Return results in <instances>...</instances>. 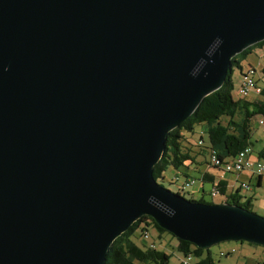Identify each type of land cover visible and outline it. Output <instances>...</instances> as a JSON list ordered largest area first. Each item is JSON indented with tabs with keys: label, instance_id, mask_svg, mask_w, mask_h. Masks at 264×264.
Here are the masks:
<instances>
[{
	"label": "water",
	"instance_id": "obj_1",
	"mask_svg": "<svg viewBox=\"0 0 264 264\" xmlns=\"http://www.w3.org/2000/svg\"><path fill=\"white\" fill-rule=\"evenodd\" d=\"M262 41L264 0H0V264H104L142 216L198 248L264 247V217L154 172Z\"/></svg>",
	"mask_w": 264,
	"mask_h": 264
},
{
	"label": "trees",
	"instance_id": "obj_2",
	"mask_svg": "<svg viewBox=\"0 0 264 264\" xmlns=\"http://www.w3.org/2000/svg\"><path fill=\"white\" fill-rule=\"evenodd\" d=\"M263 47L264 41L246 48L240 54L233 57L226 80L222 86L204 97L194 112L177 128L167 134L165 147L154 170L156 179L164 180L168 169H172L174 176H177L179 170L188 172L194 166H200L201 163L197 162L198 156L204 158L206 167L220 171L218 165L228 159L234 158L245 147H253L255 141L252 140L254 128L252 120L257 115L264 116V100L249 102L245 98L235 97L231 72L232 68L235 67L242 74L241 60L252 54L255 49ZM261 71L264 72V65ZM260 89V95L264 97V87ZM197 125L205 128L203 134H206L208 144L202 147H197L194 144L193 147H196L197 150L193 151L189 146L186 147L185 144L189 143L188 141L191 137H196L199 134L194 129ZM212 152L215 153L217 161L220 163L216 166H212L209 163V155ZM257 158L264 161V146L258 151ZM179 176L188 177V175L181 173H179ZM196 179L201 185L205 183L210 185V196L212 191H216L218 195L215 197L220 196L222 199L225 198L223 203L241 207L252 212V198L248 197L249 192L243 193L239 186L232 193L226 194L227 183L221 180L216 181L211 174L204 172L199 174V177ZM197 202L206 203L203 199ZM214 203L216 204L217 202ZM150 226L158 232V239H161L162 234H168L173 237L165 230L159 228L153 219L148 216H142L124 234L115 239L107 253L104 264H168L169 255L158 249L156 244L142 245L140 240H138L143 237L144 233L149 236ZM150 246H153V248H150ZM176 250L182 256L180 264H183V259L189 255L194 259L192 264H214L209 249L198 248L189 242L176 239ZM228 252L234 253V249ZM226 254L220 252L219 256L222 257Z\"/></svg>",
	"mask_w": 264,
	"mask_h": 264
},
{
	"label": "rangeland",
	"instance_id": "obj_3",
	"mask_svg": "<svg viewBox=\"0 0 264 264\" xmlns=\"http://www.w3.org/2000/svg\"><path fill=\"white\" fill-rule=\"evenodd\" d=\"M242 72H247L250 67L252 66L255 69L254 78L257 80V84L260 87H264V72H262V68L264 65V52L262 49H255L252 54H249L248 56L244 57L240 62ZM240 73L237 68H232L231 76L233 85L235 88L234 96L237 95V89L240 86ZM264 121V116H262ZM196 133L203 134L204 127L201 125L195 126ZM264 131V125H257L255 127V136H253V151L255 154H257V151H259L264 146V135L262 137L261 142L258 140V135L261 134ZM258 132V133H257ZM203 138L205 141H207L206 134H203ZM197 137L193 136L191 139H189V143L185 144V146H189L190 149L193 151H196L197 148L193 147L195 144V140ZM191 144V145H189ZM201 157V156H199ZM202 158V157H201ZM199 162V161H197ZM261 162L264 164V161L261 160ZM200 163V162H199ZM197 168L198 166H194L193 169ZM179 172H182V170H179ZM244 174H252V186L255 189V196L253 198L254 201V208H252V213H256V215H264V175H263V184L261 186L257 187V176L253 174L250 171H245ZM192 177L196 178V175H191ZM184 181L183 176H179L178 179H176V176H174V171L172 169H168L165 174L164 180H158L157 183L164 187L165 189L173 192L178 193L180 196L185 198L189 201L197 202L200 199H203L206 203H214L220 200V196L212 198L209 194L210 185L207 183L204 184V190L205 193L202 194L199 192L201 183L196 180L195 185L193 188H183L182 183ZM256 211V212H255ZM158 232L156 229H154L152 226L149 228V236L147 241L144 240V238H140L142 245L151 244L154 243L157 245V248L164 251L169 255V261L168 264H180L182 256L180 253L176 250V239L171 237L168 234H162L161 239L157 238ZM144 236V234H143ZM233 248L234 253L228 252V254L224 256H219L220 252H224ZM212 259L214 261V264H264V247L258 246L252 243H248L245 241H226L221 242L217 245H214L209 248ZM194 261L193 258L190 260V264H192Z\"/></svg>",
	"mask_w": 264,
	"mask_h": 264
},
{
	"label": "built area",
	"instance_id": "obj_4",
	"mask_svg": "<svg viewBox=\"0 0 264 264\" xmlns=\"http://www.w3.org/2000/svg\"><path fill=\"white\" fill-rule=\"evenodd\" d=\"M253 72L248 73L242 80L239 88H238V96L241 98H249L248 96L253 92L255 96H259L261 94L260 87L257 86L254 79V70ZM263 122L262 118H258L253 120L252 125L255 127L257 125H261ZM203 134H198L195 140V145L197 147L206 146L208 144V140L205 141L203 138ZM209 163L210 165H218L220 164L217 161V157L214 152H212L209 155ZM220 168L221 173L224 174H238L243 171H250L255 175L261 176L264 173V164L257 158V154L254 153L253 149L249 146L245 147L241 152L238 153L237 156L234 158L228 159L227 161H224L220 165H218ZM182 174V172H179ZM179 173L176 176V179L179 177ZM184 178V177H183ZM196 178L192 177H186L184 178V181L182 183L183 188H193L196 182ZM240 187L243 191V193L251 192V187L247 183H237V187ZM218 193L216 191L211 192V196L215 197ZM225 199H223V202ZM222 202V203H223ZM147 234L144 233V240H147ZM150 248H153V246H150ZM191 256H187L183 259V264H188L190 262Z\"/></svg>",
	"mask_w": 264,
	"mask_h": 264
},
{
	"label": "crops",
	"instance_id": "obj_5",
	"mask_svg": "<svg viewBox=\"0 0 264 264\" xmlns=\"http://www.w3.org/2000/svg\"><path fill=\"white\" fill-rule=\"evenodd\" d=\"M261 49L264 52V47L261 48ZM250 68H253V67L251 66ZM255 81L257 83V80H255ZM257 86L260 87L258 84H257ZM260 88H262V87H260ZM251 94H254V93L252 92ZM251 94L248 96L249 98H246L247 101H249V102H253V101H263L264 100V97L261 96V95L260 96H255V95H251ZM261 116L262 115H257V116L254 117L253 120L258 119V118H261ZM253 120H252V122H253ZM261 125H264V121H263V123ZM255 127L253 128V134H252L253 136H255ZM263 135H264V131L261 134L258 135L259 142H261ZM252 139H253V137H252ZM257 153H258V151H257ZM203 159L204 158H201V157L198 156L197 157V161H199L201 163V165L198 166L197 168L195 167V169H193L194 168L193 167L188 172L187 171H182V174H186V175H188V177H191V175H196L197 177H199V174L204 173V172H207V173L211 174L215 178L216 181L221 180V181H224V182L227 183L226 194L232 193L235 190V188H237V183H247V184H249L252 187V189H251L252 192H249L248 197H251L252 198V201L251 202H252V207L254 208L253 198H254L256 192H255V189L252 186V179H253L252 174H250V176L248 174L246 175V174H244L245 171L240 172L238 174H224V173H221V171H216V170H213V169H210V168L206 167L205 164H204L205 161ZM263 175H264V173L261 176L256 175L257 176V187L258 186H261L263 184ZM204 188H205L204 185H201L199 192H201L202 194H204L205 193ZM220 199L222 201L219 200V201H217V203H222L223 202V199H225V198L222 199V197H220ZM260 216L264 217V215H260ZM232 249L233 248H231L229 250H232ZM229 250L225 251V254Z\"/></svg>",
	"mask_w": 264,
	"mask_h": 264
},
{
	"label": "bare ground",
	"instance_id": "obj_6",
	"mask_svg": "<svg viewBox=\"0 0 264 264\" xmlns=\"http://www.w3.org/2000/svg\"><path fill=\"white\" fill-rule=\"evenodd\" d=\"M257 44V43H256ZM250 72H253L252 71V68H250L247 72H243L242 74H241V77H240V84H241V82H242V80H243V78L248 74V73H250ZM256 83V82H255ZM239 88V87H238ZM237 95H238V89H237ZM238 97H240V96H238ZM262 118V117H261ZM263 119V118H262ZM263 123V122H262ZM216 204H219V203H216Z\"/></svg>",
	"mask_w": 264,
	"mask_h": 264
}]
</instances>
